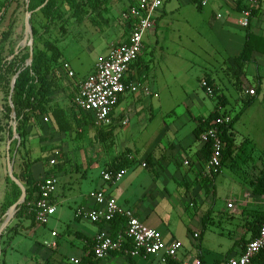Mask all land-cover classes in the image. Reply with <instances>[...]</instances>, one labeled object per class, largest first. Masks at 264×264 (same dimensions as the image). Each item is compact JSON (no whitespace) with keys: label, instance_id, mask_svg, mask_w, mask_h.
<instances>
[{"label":"crops","instance_id":"0c3cea01","mask_svg":"<svg viewBox=\"0 0 264 264\" xmlns=\"http://www.w3.org/2000/svg\"><path fill=\"white\" fill-rule=\"evenodd\" d=\"M109 2L118 7L120 22L104 32L106 45L100 46V57L90 65L79 83L107 55L110 44L126 41L130 33V24L125 33V20L120 18L129 0ZM248 11L249 22L243 26L240 22ZM178 62L184 66L181 70L187 77L195 70L192 76L195 83L185 88L188 99L175 106L168 103L171 97L164 94L165 86L161 82L167 80L162 74H171L176 65L180 66ZM64 63L73 69L71 62L61 57L62 68ZM126 79L139 81L148 89V94L142 90L122 94L111 112L110 125L102 129L94 127L97 142H101L105 150H88L82 155L77 151L78 155L75 152L66 154L59 161L55 167L57 187L53 195L56 212L49 219L51 226L49 221L39 225L32 220L29 205L19 216L16 210L0 233V264H73L71 258L78 259V264H178L197 258L204 264H220L226 257L240 255L257 235L264 224V184L260 183L264 182V163L258 166L253 158L256 141L247 137L239 143L232 126L233 152L218 175L210 180L207 149L194 130L200 120L208 118L219 107L232 118L240 113L238 119L254 105L264 109V0H207L204 6L194 0H163L154 25L144 36L143 50L131 64ZM205 79L213 87L212 97L200 86ZM151 85H155L157 91H149ZM229 87L237 93L232 103L225 94ZM61 88L50 96L57 98ZM250 99L252 102L244 109V103ZM54 101L69 118L72 112L66 104L58 99ZM238 103L241 108L232 116L230 110ZM0 114L3 115L1 107ZM131 122L134 123L132 127L129 126ZM39 132L45 136H38L37 141L47 137L45 131ZM70 132L72 129L56 130L55 137L39 141V145L56 146L57 151H65L67 141L64 137ZM247 144L252 147L248 149ZM114 148L119 152L114 154ZM8 151V143L4 144L0 137V230L14 193L6 180L9 176ZM45 156L37 155L33 159L42 163L38 175L33 171L37 162L31 166L37 182L49 169V159L43 160ZM118 157H125L129 162L124 176L116 183L104 182L102 172ZM228 164L233 183L223 199L224 209L216 210L217 179ZM89 170L96 172L92 174ZM95 190L113 197L120 208L131 209L144 225L157 230L165 241H180L182 248L177 258L164 262L161 255L130 256L116 251L104 259H96L92 254L93 238L101 229L109 231V224L92 223L86 216L75 215L77 209L85 212L93 209L94 201L89 193ZM212 212L225 224L213 232L220 245V238L229 242L224 252L217 251L204 238L205 230L214 224L210 220ZM52 232H56V236H52ZM192 238L199 242L195 244ZM52 241L56 243L55 248L45 245Z\"/></svg>","mask_w":264,"mask_h":264},{"label":"rangeland","instance_id":"374dc122","mask_svg":"<svg viewBox=\"0 0 264 264\" xmlns=\"http://www.w3.org/2000/svg\"><path fill=\"white\" fill-rule=\"evenodd\" d=\"M100 1L101 0H99V2ZM132 1L133 0H129V5L132 3ZM82 3L84 11L82 13L81 21H78L75 17H73V9L70 3L62 4L61 14L63 18L67 20V22L65 23L64 33H61L60 31L62 21L59 18L54 19V22L50 26L49 30L45 31L44 26L47 23V20L43 13H41L42 5L44 3L32 10V15L30 17L31 26H33L37 30V35L33 36L32 38L33 50H43L44 42L47 40L56 41L58 47H60L63 51L62 57L68 59L73 67V69H70L73 71V75L70 76L68 75L67 71L62 68L61 64L57 63L55 66L56 71L61 78L62 88L58 92L57 98H52L54 100L58 99L61 100V102H64L68 110L72 112L71 116L69 117L72 126V132H70L66 135V137H64L65 141H67V150L64 151L62 149L63 151H59V155L57 158L58 163L61 159H64L66 154L71 155L75 152V155H78L79 152L80 155H82L83 152L85 153L88 150H105V147L101 145V142H97L98 136L96 135V130L94 128L95 124L93 123V119L90 116H86L83 112L79 111L74 106L73 96L75 95L80 85L79 82L81 81V78L88 72V70L90 69V65L100 57V46L102 44L103 47L106 45V43H103L104 32L109 30V26L115 25V22L116 24L120 22L118 7L116 5H111L109 0H107L103 4H99V6L97 7H93V0H84L82 1ZM108 5L109 9L107 8ZM129 5L127 6V8L129 7ZM127 8L124 11H126ZM1 12L2 9L0 8V13ZM11 14H14L17 23L14 27V33L11 37V40L5 46L6 48L4 51V57L9 60H13L15 56H17V58H20L22 54L28 53L29 44L31 42L30 37L28 36L26 38L25 36L24 20L26 15V0H17L13 4H11L8 11L5 13V21L0 26V37L1 32L7 29V24ZM105 20H107L108 24ZM124 27L126 33V22H124ZM24 38H26V43L22 48L23 50L21 52L18 51L16 54H14L17 46ZM31 63L32 61L29 62L27 60L25 62V65L29 66ZM178 63L180 64V66L176 65L174 71L171 74H162V78H166L167 80L161 82V85L165 86L164 94L166 96L171 97V99H168V103H174L175 106L188 99L185 88L192 86L195 83V78L193 80L192 77L193 73H195V70H192L190 74L191 77H187L185 75V71L182 72L181 70V67L184 66L181 62ZM153 74H155V69L153 71ZM15 76L16 75L9 74L7 76L8 81L4 86L0 88V107L5 103L11 104V83ZM155 87V85H151V89L149 88V91H157ZM225 94L231 100V103L237 97V93L232 87H229V91ZM56 103L58 104V102ZM241 103H238L236 105L237 107L235 106V108H232L230 110V114L232 116H235V114L239 111V109L241 108ZM179 111L177 110L176 112L179 113ZM44 117H47V121L44 120ZM16 124L17 123L15 121L14 115H12L11 119H6L3 117V115L0 116V137L2 141H4V144L8 142L10 143L8 150L10 158L13 160L12 165L14 175L19 174V166L23 159H26L27 161H32L36 158L37 155L46 154L43 160L47 161L48 159L54 157V152L58 148L56 146L48 148L42 146L41 144L39 145V141L44 142V140L48 139V137H55L57 130L56 123L51 114L39 115L30 119L28 125V133L25 137L23 144H21V139L19 135H16L15 137H13L12 135V137L10 138L9 133L13 130ZM133 125L134 123L131 122L129 126L132 127ZM139 126L143 129L142 125L139 124ZM39 131H45L47 137L41 138L37 141L36 139L38 136H45V134L43 133L40 134ZM118 131L119 129L117 130V132ZM233 131L235 133L236 140L239 143L247 137L249 139L253 138L251 140L256 141L255 145L253 144L255 146L253 158L256 159L258 166L262 165V163H264V109L257 107V105H254L240 119L235 120L233 125ZM33 138L35 141L33 140ZM39 146H42L43 148L41 147L40 149ZM246 146L248 149L252 147L251 144H247ZM40 150L42 152H40ZM114 150V154L119 152L117 148H114ZM229 164L224 166L222 173L217 179V186L215 189L216 210H219L220 208L222 209V207L224 209L223 199L225 195L228 194L229 189L233 183L230 178L229 172L231 167L229 166ZM41 165V162H37L34 164L33 171L36 175H38ZM95 172L96 171L89 170V173L95 174ZM209 173L210 175L212 174L211 171H209ZM6 180L9 188L15 190L17 193H19L20 196V187L18 185L15 187L12 184L13 180H11L9 176H7ZM21 184L26 189V186L23 183ZM210 217V220L213 221L214 224H212L205 230L206 237L204 238L209 240L210 245L213 246L217 251L224 252V249L227 247L229 242L225 239L221 240L220 238L219 241L222 243V245H220L217 240V236L216 238L213 237V232L216 229L219 230V227L221 225L224 226L225 224L220 222L221 219L218 215L215 214V212L210 213ZM51 224L52 222L49 223V226H51ZM181 229L183 231V228H180V230ZM189 237L191 238L190 234ZM198 242V239L194 240L195 244H197ZM13 259L16 260L17 257H14L13 255Z\"/></svg>","mask_w":264,"mask_h":264},{"label":"built area","instance_id":"2783aa9c","mask_svg":"<svg viewBox=\"0 0 264 264\" xmlns=\"http://www.w3.org/2000/svg\"><path fill=\"white\" fill-rule=\"evenodd\" d=\"M198 2L204 6L207 0H198ZM162 5L163 0H133L127 10L121 14L123 20H132L127 40L110 44L107 55L94 65L92 72L80 83L73 98L74 105L84 114H89L98 129L110 125L111 112L122 94L136 93L139 90L148 94L147 88L143 87L139 81L127 80L126 74L143 50L144 36L154 25L156 13ZM249 17L248 11L245 18L241 20V25L247 26ZM63 69L68 75H73L68 63L63 64ZM200 86L207 96L214 95L213 87L208 81L202 80ZM217 112L220 115L214 120L215 126L203 131L199 137L203 144H208L211 148L212 153L208 159V168L211 172H217L220 168L219 155L222 147L220 127L229 124L232 119L231 116L222 114L220 107ZM58 155L59 151L56 150L54 157L49 159V169L38 184L36 197L28 203L30 210L33 211L34 221L39 225H45L56 212L53 195L57 187L55 167L58 164ZM124 174L125 170L107 169L102 172L101 178L106 183H116ZM89 197L94 201L93 209L88 212L77 209L76 216H86L92 223L106 225L117 215L125 218L124 231L116 238L112 237L106 229H101L95 234L92 254L96 259H104L116 251L130 256L161 255L164 262L177 258L178 251L182 248L180 241H165L157 230L144 225L131 209L120 208L116 200L102 190L91 191ZM51 234L56 236V232ZM194 237L198 235L194 234ZM45 245L51 248L56 247L54 241L45 242ZM261 253L264 256V224L260 227L258 234L245 245L240 255L226 257L220 264H253ZM70 261L73 264L79 263L76 258H71ZM178 264H202V261L197 258L193 261H180Z\"/></svg>","mask_w":264,"mask_h":264},{"label":"trees","instance_id":"16d2710c","mask_svg":"<svg viewBox=\"0 0 264 264\" xmlns=\"http://www.w3.org/2000/svg\"><path fill=\"white\" fill-rule=\"evenodd\" d=\"M17 0H0V8L2 12L0 13V26L5 21V13L8 11L11 4ZM84 0H48L47 3L42 7L41 13L45 16L47 23L44 26L45 31H48L50 26L53 24L54 19L59 18L62 21L60 26L61 33L65 31V20L61 14V7L64 3H70L73 9L72 15L76 20L81 21L83 13V3ZM86 1V0H85ZM107 0H93V7L99 6V4L105 3ZM198 2V0H194ZM45 0H29V10L32 11ZM127 24H130L132 27V20H125ZM17 23V20L14 14H11L7 29L1 32L0 37V88L6 84L8 81L7 76L9 74L17 75L15 79V84L12 89L11 95V104L15 111V121H16V131L21 139V144H23L25 137L28 133L29 121L32 117L39 115L51 114L54 118L57 131L67 132L72 129L70 120L68 118L67 112L50 96L55 91L61 88V78L56 71V64L59 63L62 57V49L58 47L56 41H45L43 50H33V59L32 63L28 66L25 65V62L29 59V52L22 54L20 58L15 56L13 60H9L4 57V51L6 44L11 40V37L14 33V27ZM32 27L33 36L37 35L36 28ZM248 46V42L246 48ZM245 48V50H246ZM23 49H19L21 52ZM246 52V51H245ZM12 53V52H11ZM206 81L211 82L207 79ZM212 86V85H211ZM7 95V94H6ZM252 99L244 103L243 108L245 109ZM9 103H5L1 106L3 117L6 119H11L13 115L12 106ZM222 114H227L222 112ZM90 116L89 114H85ZM217 111L213 112L205 120H200L198 127L194 130L195 136L200 137L201 133L208 128L215 126L214 120L219 117ZM240 116V113L233 117L229 124L220 127V136L222 139V147L219 155L220 168L217 172H212L209 176L210 180L218 175L223 164L227 158L233 152V143L230 138V130L236 119ZM10 138L12 137V131L9 133ZM207 149L208 159L211 155V148L208 144L204 145ZM39 161L38 159L33 161H27L23 159L19 168L20 172L18 175H15L18 180L26 186V198L24 202L19 206L17 216L21 215L27 208L28 202L33 198V194L38 191V184L32 174L31 166L34 162ZM129 166V162L125 157H118L114 159L113 163L109 167V170L119 171L124 170ZM261 184H264L263 181H260ZM16 187L17 185L12 182ZM19 197V193L14 190L13 200L8 205L13 204ZM30 218L34 220L33 211H30ZM125 228V218L121 215H117L109 223V233L112 237L116 238L118 235L123 233ZM258 234V233H257ZM256 236V235H255ZM3 251V250H2ZM202 264H204L203 260ZM253 264H264L263 253L259 254L258 257L254 260Z\"/></svg>","mask_w":264,"mask_h":264},{"label":"water","instance_id":"95a60500","mask_svg":"<svg viewBox=\"0 0 264 264\" xmlns=\"http://www.w3.org/2000/svg\"><path fill=\"white\" fill-rule=\"evenodd\" d=\"M47 1L48 0H45V2L42 5V7L47 3ZM31 15H32V11L29 10V0H26V15H25V20H24V26H25V36H26V38L29 36L30 40H31V42L29 44V59H28L29 62H31L32 59H33V46H32L33 32H32V27H31V24H30ZM26 38H24L20 42V44L17 46L14 54H16L19 51V49L23 48V46L26 43ZM16 77H17V75L12 80L11 90L14 87ZM10 102H11V99H10ZM11 106H12V104H11ZM12 111H13V115L15 116V111L13 109V106H12ZM12 133H13V137H15L17 135L16 126L13 128ZM9 145H10V143L8 142V147H9ZM12 163H13V160L10 158V154H9V151H8V154H7L8 174H9V177L11 178V180H13V182H15L20 187L21 194H20L19 198L17 199V201H15L9 207V209L7 211V214H6V220L4 222L3 227L0 230V233L2 232L3 228L6 227L9 224V222L12 220L16 210L24 202L25 197H26V190H25L24 186L21 184V182L18 180V178L13 173V165H12ZM0 254H1V250H0Z\"/></svg>","mask_w":264,"mask_h":264}]
</instances>
